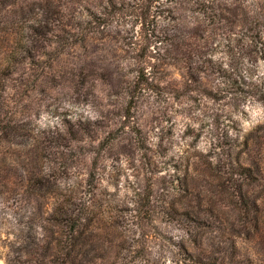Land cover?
Here are the masks:
<instances>
[{
	"label": "rangeland",
	"instance_id": "obj_1",
	"mask_svg": "<svg viewBox=\"0 0 264 264\" xmlns=\"http://www.w3.org/2000/svg\"><path fill=\"white\" fill-rule=\"evenodd\" d=\"M131 4L0 0V80L14 72L8 84L31 82L3 108L1 126L18 135L6 140L13 132L0 127V264H62L61 210L84 202L82 264H191L188 253L207 264H264V178L230 174L238 163L255 177L256 162L264 167V44L237 24L227 39L208 26L190 40L201 53L181 54L170 35L178 12L157 9L143 21ZM39 19L47 41L35 36L21 53L26 66H7ZM141 71L153 83L130 103ZM39 178L49 186L33 187ZM232 178L262 198L259 209L245 215L223 197ZM198 196L203 205L193 207Z\"/></svg>",
	"mask_w": 264,
	"mask_h": 264
},
{
	"label": "trees",
	"instance_id": "obj_2",
	"mask_svg": "<svg viewBox=\"0 0 264 264\" xmlns=\"http://www.w3.org/2000/svg\"><path fill=\"white\" fill-rule=\"evenodd\" d=\"M173 4L171 7L170 5ZM132 7L139 11V16L143 21L151 15L154 10L162 9L168 10L170 13H177L175 19L177 18L178 25H175V28L171 31V39L176 42L175 51L181 54H198L201 53V48L197 46L194 42H191V39H195L196 36H202L204 38V31L208 26L216 27L223 29L220 36H223L224 39L230 37V34L235 33L233 30V25L237 24L241 30V36L248 39L251 43L255 44H264L262 38L264 36V0H132ZM51 9V8H50ZM187 11L191 12L190 16L187 17ZM43 14V12H42ZM42 16V15H41ZM64 14L58 17L57 21H64ZM89 20H83L85 27L90 30L91 27H95L94 19L95 13L90 10ZM190 19L192 24H197L196 27L187 28V19ZM47 19L46 17L44 20ZM35 20L32 25L29 26V34L25 40L21 41L24 44L19 43V47L10 54V57L7 60V66L14 63H19L22 66H26L29 58L25 56L28 51V44H31L33 41H36L38 38L35 36L41 35L42 40L47 41L48 38H44V34L47 31V24L45 21ZM49 21V20H48ZM233 29V30H232ZM239 32V31H238ZM88 38V32L81 36V43L85 42ZM44 45L50 46V43H45ZM32 46V45H31ZM34 46V45H33ZM43 46V45H40ZM39 47V45H36ZM263 50L264 47L259 48ZM20 54H16L19 53ZM22 55V57L20 56ZM21 57V58H19ZM14 72H9L6 74L7 78H10ZM8 75V76H7ZM154 74L152 72L141 71L136 76L135 81H133L131 89V98L130 103L136 102L138 100V93L144 90L146 87H150L153 83ZM189 79L196 81L198 76L189 73ZM6 78V79H7ZM5 80H0V127L1 131L12 134L9 139L12 140L14 135H18L16 128L10 125H3L1 123L4 119L3 108L7 105L8 101H13V98H19L28 93L30 90L31 82H29L24 75H20L19 78H14L16 84L14 86L8 84ZM8 81V80H7ZM14 87V88H13ZM9 90H13L10 92ZM12 93V94H11ZM137 93V95H136ZM95 163V159L92 161V165ZM263 162H256V177L253 176V169L250 165H244L238 163L235 165V171L231 172L232 175H239L242 179L250 181V183L256 181L258 184H261L262 179L264 178V167L262 166ZM232 167V166H230ZM91 176H94V173H90ZM259 175V181H258ZM255 177V178H253ZM45 181H48L44 178H39V183L33 184V187H48L49 184H46ZM194 190L197 187H193ZM220 193L223 197H231L235 204L234 207L245 215H249L253 208L256 210L262 206V198L254 197L252 198L249 194V190H245L243 184L238 183V180L232 178V180L225 181L220 189ZM197 200L194 202L193 207H201L203 205V199L198 196ZM90 202H84L80 204V207L77 209H63L61 213L65 216V224L68 226L69 231L64 236V240L58 241L57 252L55 257L62 264H82L83 258H85L86 250L84 249L85 241L88 239L86 234V229L89 224L86 223V216L90 212L91 208L89 205ZM202 204V205H201ZM259 230V235L264 241V230ZM191 258V264H207L197 259L198 255L188 253Z\"/></svg>",
	"mask_w": 264,
	"mask_h": 264
}]
</instances>
